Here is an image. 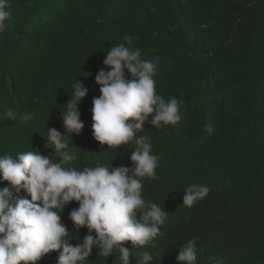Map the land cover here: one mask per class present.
<instances>
[{
  "label": "trees",
  "instance_id": "trees-1",
  "mask_svg": "<svg viewBox=\"0 0 264 264\" xmlns=\"http://www.w3.org/2000/svg\"><path fill=\"white\" fill-rule=\"evenodd\" d=\"M7 10L0 155L38 150L58 160L45 147L46 128L64 134L61 113L79 81L89 89L78 104L84 127L66 135L76 158L65 167L131 168V145L116 150L95 141L91 111L101 94L95 76L109 70L107 51L130 35L133 50L156 65V93L181 102L175 126L145 123L138 133L160 157L158 179H142L143 197L167 218L162 235L131 250L130 264L144 252L153 255L150 264H177L179 248L193 238L197 264H264V0H9ZM193 184L210 192L183 206V191ZM77 207L71 202L60 213L73 246L88 231L77 232L68 218ZM98 251L93 247L83 264H121L118 251L108 258ZM57 256L51 252L38 264H57Z\"/></svg>",
  "mask_w": 264,
  "mask_h": 264
},
{
  "label": "clouds",
  "instance_id": "clouds-1",
  "mask_svg": "<svg viewBox=\"0 0 264 264\" xmlns=\"http://www.w3.org/2000/svg\"><path fill=\"white\" fill-rule=\"evenodd\" d=\"M9 0H0V31L9 19ZM134 37L125 35L126 42L112 46L96 76L100 95L92 104V135L101 146L115 148L131 145L132 167H95L77 169L65 167L76 157L69 152L67 134L79 135L84 127L78 109L89 89L76 81L74 94L61 113V134L56 128L47 129L45 147L51 148L57 159L42 155L38 150L0 155V264H38L47 254L57 252V264H83L99 249L98 256L108 258L119 252L121 264H130L131 250L150 244L162 235L160 228L167 212L157 203L143 197L142 179H158L156 168L160 157L153 154L152 144L145 135L148 123L155 129L162 125L175 126L180 120V101L171 97L167 102L156 93L153 79L156 65L141 58L133 50ZM125 70L130 78L125 75ZM10 120L17 116L9 110ZM151 117V119H149ZM205 131L211 133L212 126ZM27 195H20L21 192ZM183 206L191 207L210 192L202 185H191L183 191ZM30 197V199H29ZM77 202L69 219L78 232L87 234L73 246L67 237L69 230L61 222L66 205ZM139 213V216H138ZM95 233V235H93ZM196 239L181 245L177 264H197ZM73 240V239H72ZM131 242L132 248L124 247ZM153 255L144 252L137 264H150Z\"/></svg>",
  "mask_w": 264,
  "mask_h": 264
}]
</instances>
